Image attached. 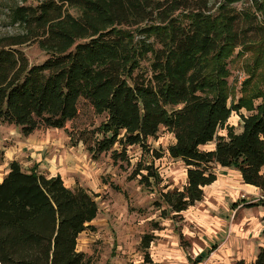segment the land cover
Wrapping results in <instances>:
<instances>
[{
  "label": "trees",
  "instance_id": "16d2710c",
  "mask_svg": "<svg viewBox=\"0 0 264 264\" xmlns=\"http://www.w3.org/2000/svg\"><path fill=\"white\" fill-rule=\"evenodd\" d=\"M238 1L39 0L8 7L19 30L0 38V122L28 135L41 126L63 128L90 107L104 120L78 139L93 156L110 152L115 161L126 159L129 145L145 148L164 127L174 137L167 153L184 162L187 179L181 190L160 192L170 211L202 199L216 180L214 164L232 167L242 183L260 190L248 206L262 207L264 236V30L250 11L261 5L251 0L255 7L238 11L232 5ZM27 42L46 53L41 62H29L20 48ZM248 42H258L253 61L263 72L252 67L241 95L227 102L225 59ZM251 79L258 84L247 87ZM232 111L236 131L225 123ZM210 142L212 149H200ZM136 174L144 184L158 178L152 165L138 164ZM97 211L83 186L68 187L59 174L11 160L0 179V264H86L77 239ZM151 240L141 238L143 264H159L149 255ZM231 264H264V246L251 261Z\"/></svg>",
  "mask_w": 264,
  "mask_h": 264
},
{
  "label": "rangeland",
  "instance_id": "374dc122",
  "mask_svg": "<svg viewBox=\"0 0 264 264\" xmlns=\"http://www.w3.org/2000/svg\"><path fill=\"white\" fill-rule=\"evenodd\" d=\"M38 1L0 0V38L19 30L10 22L8 7L35 5ZM255 1L261 8H250V11L264 30V0ZM232 5L240 11L250 7L251 0ZM71 11L76 15V10ZM262 29L253 33L254 38L261 36ZM252 43L234 47L225 59L227 102L241 95L243 80L252 67L257 74L263 72V65L257 66L253 61V47L258 42ZM20 48L30 63L41 62L46 57L36 43L27 42ZM257 84V79H251L247 87ZM240 112L247 114L243 109ZM103 120L104 114H95L86 107L63 128L41 126L28 135H23L13 123L0 122L3 151L0 179L11 160H17L25 170L33 169L48 176L55 172L56 166L68 168L67 181L73 180L74 185L86 188L98 205L96 217L77 239V249L85 253L86 264H143L140 241L147 234L152 235L149 255L159 264H231L238 259L249 262L254 258L258 247L264 246V236L259 233L262 207L248 206V203L258 199L259 189L246 191L234 168L214 164L216 180L204 187L202 199L186 210L172 212L161 201L160 192L181 190L187 180L184 162L167 153V146L174 141L172 133L160 127L155 137L147 139L145 148L129 145L126 159L115 161L110 152L93 156L78 139L82 130L96 127ZM225 123L238 130L237 114L232 111ZM213 147L214 142H210L200 149ZM113 148L119 150L120 145L116 143ZM150 149L161 156L154 157L153 152H147ZM138 164L152 165L158 178L141 183L140 175L136 174ZM142 173L146 171L142 169Z\"/></svg>",
  "mask_w": 264,
  "mask_h": 264
},
{
  "label": "crops",
  "instance_id": "0c3cea01",
  "mask_svg": "<svg viewBox=\"0 0 264 264\" xmlns=\"http://www.w3.org/2000/svg\"><path fill=\"white\" fill-rule=\"evenodd\" d=\"M224 168H230V167H224ZM68 168H63V167H60V166H56V169H55V172L50 174V176H54L56 174H59L64 182V184L68 187H71L72 185H74V181L73 180H69L67 181V177H66V174H68ZM261 171L264 172V165L261 167ZM238 173V172H237ZM238 176H239V173H238ZM240 178V176H239ZM213 183V182H212ZM210 185V184H209ZM243 185L245 186V190L248 191V192H254L255 190H257L258 188L252 186V185H248V184H244ZM260 197V196H259ZM258 197V198H259ZM261 226V225H260ZM259 233H260V229H259ZM79 251V249H77Z\"/></svg>",
  "mask_w": 264,
  "mask_h": 264
}]
</instances>
